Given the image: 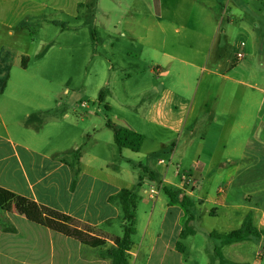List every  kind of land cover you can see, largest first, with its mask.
Wrapping results in <instances>:
<instances>
[{
	"label": "rangeland",
	"instance_id": "374dc122",
	"mask_svg": "<svg viewBox=\"0 0 264 264\" xmlns=\"http://www.w3.org/2000/svg\"><path fill=\"white\" fill-rule=\"evenodd\" d=\"M49 1L0 0V89L8 81V92L0 98V105L14 106L20 116L30 110L32 116L24 121L27 125L24 131L40 124L39 132L33 134L38 136V142H47L52 148L59 146L69 153L79 144L84 127L94 125L107 143L102 158H113L116 164L125 159L120 157L107 122L115 127L122 119L130 123L145 136L139 153L129 150L122 154L132 159L128 177L142 187L136 193L139 198L132 248L137 255L131 256L132 264H149L147 252L154 247L150 264H219L218 240L210 234L224 229L221 218L208 212L214 208L209 196H213L214 187L221 183V173L210 166L220 126L203 129L198 122L211 109L222 111L226 98L221 93L222 87H235L214 74L225 71L228 59L236 63L238 55L243 54L238 67L242 73L234 76L264 89V0H232L235 10L233 6L231 22L222 14L223 2L214 0L217 13L212 24L210 20L199 24L198 32H190V39H186L188 29L180 23L168 36L161 34L151 40L141 27L145 5L138 0L134 4L133 0H108L117 7L108 16L94 14L88 5L77 8L78 0H52L61 2L63 11L44 8ZM81 1L86 5L93 0ZM129 4L133 6L128 7ZM217 24L226 32L216 33ZM154 30L152 33H157ZM202 33L213 36L204 42L201 37L198 39ZM169 56L175 58L170 64L166 61ZM164 62L169 69L162 73L156 64ZM141 70L148 73L138 75ZM67 88L69 94L64 93ZM244 96L246 101L253 97L250 91ZM256 98L264 102L263 95ZM194 102L192 118L197 120L187 130L198 138L206 131L207 141L202 144L189 141L179 149L173 148L180 139L163 125H151L149 117L172 120L174 114L182 115ZM42 107L58 111L51 112L54 114L48 118L47 114L51 113L40 112ZM250 128L243 135H248ZM51 135L56 140L62 139L52 144ZM199 151L204 163L200 178L203 188L196 193L205 194L208 199L197 208L201 218L190 223L197 235L181 239L178 232L180 227H185L186 210L181 206H178L180 210L173 209L163 189L185 191L194 187V162ZM139 163L152 172L145 173ZM17 203L32 216L31 205L25 199ZM5 215L0 205V226L10 225ZM122 224L121 214L112 223L99 227L98 232L114 244L123 236ZM176 243L180 251L185 249L184 254L168 249V245Z\"/></svg>",
	"mask_w": 264,
	"mask_h": 264
},
{
	"label": "crops",
	"instance_id": "0c3cea01",
	"mask_svg": "<svg viewBox=\"0 0 264 264\" xmlns=\"http://www.w3.org/2000/svg\"><path fill=\"white\" fill-rule=\"evenodd\" d=\"M135 1L133 0V4ZM138 1L145 5V14L142 19L144 23L141 27L148 32L150 40L161 36V34H164L165 37L168 36V32L175 29L180 23L188 29L186 39H190V32L193 30L198 32L197 26L208 20L212 24L217 13L214 0ZM219 1L223 2L222 14L229 19L234 6L232 0ZM75 4L79 9H83L87 5L91 6L94 14L99 13L104 16H108L111 9H117L116 5L108 0H93L86 5L83 1L78 0L75 1ZM132 6L129 4L128 7ZM44 8L63 11L65 7L61 2L51 0L44 5ZM219 13L221 12L218 11ZM223 15L219 16V19H224ZM150 20H152L151 24ZM229 21L231 22L230 19ZM102 26L104 27L103 23ZM211 28L214 29L213 26ZM154 29H157V33H152L155 31ZM220 31L226 32L225 29L218 26L216 33ZM212 36V34L207 36L202 33L198 39L201 37L200 40L205 42L209 38L211 40ZM132 37H135L134 34ZM174 59L169 56V60L166 61L170 64V61ZM167 62L156 64L163 70L162 73L169 69ZM226 62L225 71L214 74L235 87H222L221 93L226 96L225 102L221 105L222 111L219 113L211 109L206 113V117L198 122L203 126V129L207 126H220L218 141L212 149L210 166L221 173V183L214 187L212 197L208 195L210 201L214 202V208L208 213L221 218L224 230L213 232L219 234L240 229L244 220L251 217L254 227L263 232L261 237L231 245H224L221 240L216 239L218 240L216 248H220L223 256L230 262L264 264V102L261 103L256 98L259 95L264 96V89L248 85L234 76V74L242 73L238 69L239 60L234 63L228 59ZM144 73L148 72L141 70L138 75ZM7 87L8 81L0 89V98L7 94ZM247 91H250L253 97L246 101L244 95ZM64 93L69 94V89L67 88ZM227 99L230 101L228 102ZM59 105L62 106L60 103ZM195 108L194 102L193 106L186 109L182 115L174 114L172 120H156L154 116L149 117L148 115V122L157 127L163 125L164 129L168 128L175 138L180 139L179 142L172 145L173 148L179 149L189 141L202 144L207 141L206 131H203L201 137L198 138L192 132L189 135L187 130L189 124L194 120L192 117ZM175 110H177L176 107ZM39 111L55 113L58 110L42 107ZM30 113L29 110L20 116V111L14 106L0 105V188L16 194L21 200H30L67 214L97 229L107 224V221L112 223L118 219L121 216L120 207L110 203L109 198L122 189L137 193V190L142 188L138 184H133L127 175L132 159L126 158L122 154L130 149L119 150L117 147L121 154L120 157L125 159L118 164L113 163V158L103 159L102 150L107 143L103 142L94 125L84 127L81 132V140L79 144H75L72 153L59 146L54 147L62 138L56 140L51 135V143L57 141V144L52 148L47 142H38V136L34 137L33 134L36 130L39 132L40 124L34 125L32 127L34 130L26 129L24 131L27 126L24 121L32 116ZM54 113L47 114L48 118ZM25 115L26 117H24ZM66 116L68 117V115ZM119 121L118 128H129L138 132L127 121L123 119ZM250 126V133L243 135L246 128ZM112 141L113 136L111 137V147L113 146ZM81 144L83 145L80 146ZM196 154L197 161L194 162L196 174L193 175L195 185L191 189L184 190L194 201L195 206L191 211L196 220H199L201 217L199 213L197 214V208L202 207L208 198H205V194L196 193L203 188L200 186V178H203L202 174L204 173V163L201 162L202 154L200 151ZM139 164L140 167H146ZM217 171L215 174L218 173ZM75 173H78L77 183L72 190L71 185ZM13 206L15 208L6 212L5 215L13 230L6 231L0 226V264H112L110 259L103 258L102 255L115 248V242L113 244L104 237L106 239L105 247L96 249L87 247L76 240L40 226L28 216L18 203ZM178 206L180 205L173 204L172 207L180 210ZM182 229L180 227L179 237ZM158 235L160 237L161 234ZM178 246L177 243L175 246L168 245V249L174 253L184 254L185 249L184 252L180 251ZM155 251L154 247L147 252L149 264L150 260H153L152 255ZM134 255L136 256L137 253L132 248L129 252V264H132L131 256Z\"/></svg>",
	"mask_w": 264,
	"mask_h": 264
},
{
	"label": "trees",
	"instance_id": "16d2710c",
	"mask_svg": "<svg viewBox=\"0 0 264 264\" xmlns=\"http://www.w3.org/2000/svg\"><path fill=\"white\" fill-rule=\"evenodd\" d=\"M23 63L24 61L22 60V66H24ZM102 99L103 94L100 93V100L102 101ZM107 127L113 130L114 141L119 150L124 148L130 149L133 152H139L141 150L145 142L144 135L129 128L115 127L110 121L107 122ZM141 168L145 173L149 172L147 167ZM77 176L78 173H75V178L71 185L72 190L76 186ZM163 190L171 203L179 204L186 210L187 221L180 233V238L187 239L189 236L195 235L196 231L190 225L191 222L196 220V217L191 211L195 206L194 201L185 191H175L168 187H164ZM138 198L136 193L128 189H122L109 198L110 203L118 204L120 207L123 221V236L115 240V248L102 255L103 258L110 259L112 264H129V252L132 250L133 237L136 234ZM19 199L20 197L16 194L0 188V205L3 211L10 212L13 205ZM26 201L31 205V211L29 212L27 210V212L32 213L31 218L40 226L76 240L90 248L96 249L106 246V239L99 234L97 228L84 224L67 214L39 205L30 200ZM107 224H110V222L107 221ZM2 225L5 226L6 231L13 230V227L6 226V223ZM262 234V231L254 227L251 217H247L240 229L226 234L212 233L210 236L221 240L224 245H231L237 242L251 240V238H259ZM216 256L220 264H236L227 260L223 256L220 248L216 249Z\"/></svg>",
	"mask_w": 264,
	"mask_h": 264
},
{
	"label": "built area",
	"instance_id": "2783aa9c",
	"mask_svg": "<svg viewBox=\"0 0 264 264\" xmlns=\"http://www.w3.org/2000/svg\"><path fill=\"white\" fill-rule=\"evenodd\" d=\"M243 45H244V44H243ZM243 57H244L243 54H239V55H238V60L243 59ZM161 162H163V161H161ZM153 192H154V191H153Z\"/></svg>",
	"mask_w": 264,
	"mask_h": 264
}]
</instances>
